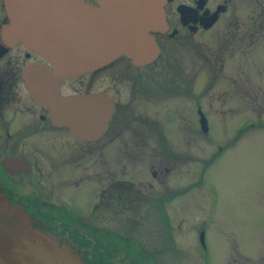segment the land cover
<instances>
[{
  "label": "flooded vegetation",
  "instance_id": "obj_1",
  "mask_svg": "<svg viewBox=\"0 0 264 264\" xmlns=\"http://www.w3.org/2000/svg\"><path fill=\"white\" fill-rule=\"evenodd\" d=\"M163 15V30H150L158 46L150 61L137 65L119 54L59 82L62 94L103 90L109 96L107 123L90 137L56 122L25 88L22 68L49 66V60L0 38V193L22 205L34 226L70 239L85 264L167 262L163 254L175 245L172 206L195 196L197 139L212 144V117L201 98L210 107L213 96L223 104L216 110L230 109L231 99L251 85L258 89L256 78L264 74V0H165ZM198 59L209 66L199 90ZM220 75L225 79L213 89ZM246 125L253 123L235 127L230 143ZM145 217L165 227L166 244L164 231L156 243L152 235L125 232L123 223L116 228V220ZM89 219L113 222L105 227L84 222Z\"/></svg>",
  "mask_w": 264,
  "mask_h": 264
},
{
  "label": "water",
  "instance_id": "obj_2",
  "mask_svg": "<svg viewBox=\"0 0 264 264\" xmlns=\"http://www.w3.org/2000/svg\"><path fill=\"white\" fill-rule=\"evenodd\" d=\"M95 1L2 0L6 21L0 25L1 40L19 41L50 62L49 66L31 62L21 70L32 100L82 137L103 130L112 102L103 90L61 94L60 80L93 70L119 54L137 65L150 61L158 52L150 30L166 25L165 0ZM0 264H85V260L65 235L34 226L22 205L0 193Z\"/></svg>",
  "mask_w": 264,
  "mask_h": 264
},
{
  "label": "rangeland",
  "instance_id": "obj_3",
  "mask_svg": "<svg viewBox=\"0 0 264 264\" xmlns=\"http://www.w3.org/2000/svg\"><path fill=\"white\" fill-rule=\"evenodd\" d=\"M196 67V87L199 90L209 66L198 59ZM222 77L225 79L220 75L213 82V89L222 83ZM256 79L260 84L258 89H252L251 85L244 95L239 92L240 96L236 95L239 98L234 96L231 99L234 107L230 109L216 110L223 104L213 96L210 107L208 101L201 98L212 117L209 120L212 144L203 137L197 139L195 196L192 198L190 191L185 195L191 198L172 206L174 219L170 221L169 232L175 245L164 252L165 264H191L192 260L199 264H264V74ZM245 82L251 84L247 80ZM241 97L244 99L240 100ZM243 123L253 125H246L240 136L230 143L235 127ZM226 142L230 144L215 151L218 144ZM211 153H216L215 157L205 162ZM204 163L208 164L205 172L201 173ZM89 200L90 196L83 203L86 205L83 210L89 205ZM84 222L108 227L113 221L89 219ZM115 223L116 228L123 223L120 227L136 237L152 235L156 243L158 235L164 231L162 241L168 242L165 227L154 218H130L116 220ZM200 226L204 229V248L197 235ZM161 254H158V259Z\"/></svg>",
  "mask_w": 264,
  "mask_h": 264
}]
</instances>
